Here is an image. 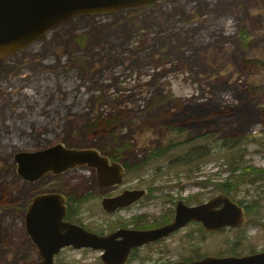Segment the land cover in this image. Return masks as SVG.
Segmentation results:
<instances>
[{"label":"rangeland","instance_id":"rangeland-1","mask_svg":"<svg viewBox=\"0 0 264 264\" xmlns=\"http://www.w3.org/2000/svg\"><path fill=\"white\" fill-rule=\"evenodd\" d=\"M196 117L198 127L182 134L165 129ZM102 119L105 129L95 127ZM57 143L119 162L121 183L97 187L85 166L31 183L16 175L14 154ZM154 150L159 156L147 158ZM231 166L233 176L245 167L263 169L260 179L228 195L244 209L245 224L207 235L190 225L133 250L125 264L264 250V0H167L75 16L0 59V264L37 263L23 225L35 195L67 196L89 228L105 230L108 222L109 231L132 223L146 228L166 216L173 199L192 205L220 194L216 187L230 180ZM131 188L149 197L103 212L102 197ZM99 255L68 247L53 261L101 264Z\"/></svg>","mask_w":264,"mask_h":264},{"label":"water","instance_id":"water-1","mask_svg":"<svg viewBox=\"0 0 264 264\" xmlns=\"http://www.w3.org/2000/svg\"><path fill=\"white\" fill-rule=\"evenodd\" d=\"M167 0H0V59L33 43L56 25L80 15H104L154 5ZM16 175L31 183L50 174L59 175L77 167L93 169L97 187L117 186L124 170L121 164L95 149H69L57 143L48 148L19 152L13 155ZM144 190H123L100 206L106 213L126 208L140 200ZM220 205V210H214ZM65 197L59 193L35 195L25 208L24 230L36 250V264H56L55 255L67 247L100 251L101 264H125L130 251L153 243L197 222L205 231L239 228L245 224L243 209L225 194H218L207 202L193 207L178 201L170 223L150 230L119 229L108 236H97L62 221ZM170 264H264V250L246 256L204 257L191 262Z\"/></svg>","mask_w":264,"mask_h":264},{"label":"flooded vegetation","instance_id":"flooded-vegetation-1","mask_svg":"<svg viewBox=\"0 0 264 264\" xmlns=\"http://www.w3.org/2000/svg\"><path fill=\"white\" fill-rule=\"evenodd\" d=\"M129 11V10H128ZM100 154V153H99ZM101 155V154H100ZM106 157V156H105ZM108 158V157H107ZM109 159V161L111 162V161H114V160H112L111 158H108ZM114 162H117V161H114ZM117 163H119V162H117ZM122 166V165H121ZM122 168H123V166H122ZM123 170H124V168H123ZM113 187V186H112ZM102 188H107V189H109V187H102ZM123 190H144L145 191V194L143 195V197L140 199V200H138L137 202H135V203H133V204H131L130 206H128V207H126V209H129L130 207H132V206H134V205H136V204H138L139 202H142V200H145L146 198H148L149 197V194L150 193H148L149 191H147L146 189H137V188H131V189H123ZM122 190V191H123ZM121 191V192H122ZM120 194V193H119ZM118 195V194H117ZM64 197H65V212H64V216H63V218H62V221H64V222H66V223H70V224H72V225H76V226H78V227H80V228H82L83 230H85L86 232H90V233H93V234H95V235H97V236H108L109 237V233H112V232H115L116 230H119V229H128V230H150V229H155V228H159V227H162V226H164V225H166V224H168V223H170L171 221H172V219H173V216H174V206H175V204L179 201V199H173V200H171L172 201V203H173V208L172 209H168L167 210V213H166V216L165 217H161V218H159L158 220H157V222L156 223H154L152 226H150V227H146V228H141V227H138V228H136V227H134V226H132L133 225V223H132V221H135V217H131L127 222H129V223H132V224H126V225H124V226H118L117 228H115V229H113V230H110L109 231V222H108V224L106 225V229L105 230H102V229H100V227H98V226H95L94 228H89L88 226H86V225H84V224H82L81 222H80V220L78 219V212L77 211H71V210H73L72 208H69L68 207V202H67V200H68V197L67 196H65V195H63ZM114 196H116V195H114ZM114 196H111V197H114ZM111 197H109V195H107V196H105V197H102L101 199H100V203H101V200L103 199V198H107V199H109V198H111ZM166 199H168L167 197H166ZM209 200V199H208ZM208 200H206V201H204V202H197V203H194V204H192V205H187L184 201H183V199L182 200H180V201H182V203L185 205V206H187V207H193V206H197V205H199V204H202V203H205V202H207ZM220 208H221V206L220 205H218V206H216L215 207V209L214 210H220ZM242 208V207H241ZM102 209V208H101ZM243 209V208H242ZM244 210V209H243ZM119 210H116L115 212H113V213H111V214H114V213H116V212H118ZM104 212V211H103ZM244 212V214H245V211H243ZM106 213V212H105ZM108 216H109V213H106ZM142 216L141 215H138L137 216V218H141ZM79 220V221H78ZM190 225H193V226H195V227H197L198 228V231L200 232V233H203V234H210V233H217L218 231H220V230H222V229H224V228H221V229H218V230H216V231H205V230H203L202 228H201V226H200V224L199 223H197V222H188L183 228H180L179 230H176L175 232H173V233H171V234H169L168 236H166L165 238H161V239H159V240H157V241H155V242H153V243H149V244H146V245H143L142 247H147V246H149V245H154V244H156V243H160L161 241H164V240H167V239H169V238H171V237H173L174 235H176L178 232H180V231H182L184 228H186V227H188V226H190ZM241 227V226H240ZM239 227V228H240ZM230 229V228H229ZM231 229H237V228H231ZM68 248V247H67ZM70 248V247H69ZM139 248H141V247H139ZM138 248V249H139ZM135 249H137V248H134V249H132L131 251H130V253L133 251V250H135ZM79 250H88V251H93V250H90V249H88V248H82V249H79ZM260 252V251H259ZM130 253H129V255H130ZM253 254V253H252ZM128 255V256H129ZM204 257H210V256H202V257H198V258H194V259H189V260H185L184 262H191V261H196V260H200L201 258H204ZM215 257V256H214ZM216 257H219V256H216ZM236 257H239V256H236ZM128 258V257H127ZM99 259V258H98ZM164 264H170V263H164Z\"/></svg>","mask_w":264,"mask_h":264},{"label":"trees","instance_id":"trees-1","mask_svg":"<svg viewBox=\"0 0 264 264\" xmlns=\"http://www.w3.org/2000/svg\"><path fill=\"white\" fill-rule=\"evenodd\" d=\"M152 6V5H151ZM150 7V6H148ZM238 39H239V43H242L243 44V47H245V36H244V32L243 31H240L239 34H238ZM108 121H106V119H102L101 121H98L97 120V123H94L95 127H98V128H103L105 129L106 127V124H107ZM187 118L184 119V121L182 122H177V123H174V124H171L173 122H170V123H167V125H165V129L170 132V133H174V134H182L183 132H185V130L187 128H196L198 127L197 124H199V122H202L201 120H197V117L195 120H192V124H188L187 123ZM105 124V126H103ZM167 148H171V147H167ZM164 151H162L163 153ZM158 152L156 150H154L152 153H149L147 155V158H154V157H158ZM237 171V168H235L234 166H231L230 170H229V173H230V180L229 179H226L224 181V183L222 184H219L216 188L217 190L219 191L220 194H225V195H229L230 192L232 191L233 188H235L236 186H239L243 183H253L255 182L256 180L260 179L261 176H262V172H263V169H253L251 167H245L242 170H240V173L242 171V173L239 175H236V176H233L234 173ZM251 178V179H250ZM230 182V183H229Z\"/></svg>","mask_w":264,"mask_h":264}]
</instances>
